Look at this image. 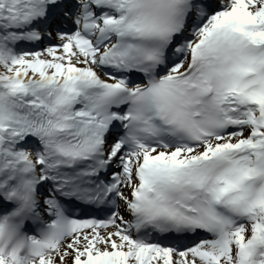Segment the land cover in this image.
Wrapping results in <instances>:
<instances>
[{"label": "snow or ice", "instance_id": "obj_1", "mask_svg": "<svg viewBox=\"0 0 264 264\" xmlns=\"http://www.w3.org/2000/svg\"><path fill=\"white\" fill-rule=\"evenodd\" d=\"M0 264H264V0H0Z\"/></svg>", "mask_w": 264, "mask_h": 264}]
</instances>
